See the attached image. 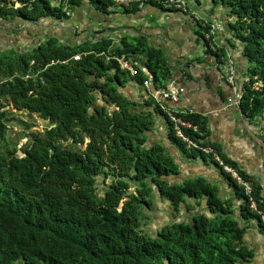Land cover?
<instances>
[{"label": "trees", "instance_id": "1", "mask_svg": "<svg viewBox=\"0 0 264 264\" xmlns=\"http://www.w3.org/2000/svg\"><path fill=\"white\" fill-rule=\"evenodd\" d=\"M164 1L153 5L165 9ZM81 2L0 0V42L7 39L2 33L8 23L65 22L67 10H76ZM216 2L236 18L230 27L250 64L240 108L255 119L264 113V0ZM90 3L103 14L117 4ZM201 26L197 34L209 47L205 34L212 26ZM28 33L35 41L29 46L0 48V264H252L255 251L247 245L241 223L255 221L264 234L262 216L250 208L253 198L264 211L259 181L207 140V123L196 113L185 119L198 130L186 134L203 147H213L251 184V195L212 155L188 148L176 137L162 106L178 110L151 96L138 104L121 92L133 80L166 90L171 69L163 50L151 47L143 36L125 37L118 46L105 38L65 45L55 37L39 39ZM217 52L210 47L204 51L205 57L220 59ZM78 54L81 58L75 61ZM122 57L136 74L121 68ZM13 105L29 111L22 113L26 120L4 111ZM36 113L52 127L34 130L29 114ZM157 115L168 122L170 137L187 158L210 159L229 177L241 202L238 216L217 187L198 178L180 181L178 165L165 147L148 144ZM15 121L22 126L21 136L29 138L24 149L7 141L9 124ZM18 151L25 156L18 157ZM155 197L167 203L165 210L180 212L185 206L189 219L163 220L160 215L153 220L152 234L145 226ZM205 199L207 210H197Z\"/></svg>", "mask_w": 264, "mask_h": 264}, {"label": "crops", "instance_id": "2", "mask_svg": "<svg viewBox=\"0 0 264 264\" xmlns=\"http://www.w3.org/2000/svg\"><path fill=\"white\" fill-rule=\"evenodd\" d=\"M54 1L59 5V0ZM186 3L189 8L186 13L154 5L139 8L116 4L103 14L90 0H82L76 10L65 8L70 15L65 22L47 19L37 25L23 23L21 28L40 35L39 39L55 37L65 45L97 42L105 38L113 39L114 46H118L125 37H145L151 47L163 50L170 66L171 77L165 83L166 89L170 86L180 93V101L172 108L193 110L205 120L207 140L240 171L259 181L264 198V113L250 119L237 104L249 80L250 64L244 56L243 43L230 27L236 18L230 17L228 9L216 0H186ZM73 14L79 19L78 24L74 23ZM49 23L52 28L44 30L43 25ZM201 25L215 28L220 59L205 57L204 40L197 34ZM228 63L233 65L235 72L233 84L228 81ZM171 83L172 86L169 85ZM161 90L157 91L151 81L139 85L133 80L121 92L131 101L142 104L150 96L159 100ZM148 136L149 145L162 144L171 155L181 173L180 181L205 180L217 187L220 198L230 201L232 208L237 210L236 215H239L241 202L236 200L229 177L210 159L187 158L180 145L170 137V125L163 117L157 115ZM199 209L207 210L206 199L198 206ZM241 226L246 227L244 239L247 245L255 251L252 264H264V234L258 224L243 220Z\"/></svg>", "mask_w": 264, "mask_h": 264}, {"label": "built area", "instance_id": "3", "mask_svg": "<svg viewBox=\"0 0 264 264\" xmlns=\"http://www.w3.org/2000/svg\"><path fill=\"white\" fill-rule=\"evenodd\" d=\"M115 2L118 5H121L124 7H131L134 4V5H137V7L139 8H143L149 5L161 3V0H115ZM162 5L163 7H165V9L176 10L182 13L188 12V9H189L187 6L186 0H167V1H164ZM214 35H215V28H212L210 32L205 34V37L209 42V47L213 49L215 52H217V46L215 44L216 38H214ZM209 47L206 45L204 49L207 50ZM80 58H81L80 54L74 56L75 61L80 60ZM119 63L122 69H128L132 71L133 74H136V70L133 68L132 63H130V61L126 60L124 57L119 59ZM227 66H229L230 68L228 81L233 84L234 79H235V72L233 71V67H231L233 65L228 63ZM169 85L172 86L173 83ZM160 99L165 104L169 103L172 107L173 104H177L180 101V93L177 90L173 91L169 86L168 89L161 90ZM240 99H241V96L239 97L237 101L238 105H240ZM162 109L164 110V112L167 113L171 123L173 124V129L178 139H180L183 143H185L188 148H197L207 155H212L214 161L218 164V166L221 167L225 173L230 174L233 177V179H235L237 183L243 186L246 192L249 195H251L252 193L251 184L243 180L242 177L236 171V169L227 165L222 160V158L218 155V153L213 147L211 146L203 147L199 143L193 141L186 134L185 131H188V130L197 131L198 130L197 126H195L194 124H192L191 122L185 119V116L192 115L195 113V111L189 110V111H183V112L181 111L175 112L173 109H170L169 107H166L165 105L162 106ZM260 202L262 203L263 200H261ZM250 208L254 212H257L258 214H260L264 222V211L259 209L258 202L253 198L251 199Z\"/></svg>", "mask_w": 264, "mask_h": 264}, {"label": "rangeland", "instance_id": "4", "mask_svg": "<svg viewBox=\"0 0 264 264\" xmlns=\"http://www.w3.org/2000/svg\"><path fill=\"white\" fill-rule=\"evenodd\" d=\"M50 1H51L52 5L57 4L53 0H50ZM72 19H73L75 24H78L79 19L75 18L74 14H73ZM75 21H77V22H75ZM10 24L11 23L6 24L9 26H7V28L4 30L5 33H2L7 37V39H3L2 42H0V48L6 49V48H13L14 47L15 49H17V48H25V47L29 46L32 42V39L28 36L29 30L27 31L26 28H24V29L21 28L23 23H21V22H20V24L15 23V25L14 24L10 25ZM42 28L44 30L45 29L49 30L52 28V26H50V23H49L47 25L46 24L43 25ZM14 29H17L16 31H19V30H21V31L19 34H14V32H15ZM11 109H13L11 106L8 107V110L11 111ZM11 112L15 113V111H11ZM19 116L20 117H18V119L20 118V119L26 120V118L22 116V113ZM30 122L35 125V127L33 128L34 130L38 129L39 127L42 126L40 119L36 118L35 116L31 117ZM22 132H24L22 129V126H20L18 122L15 121V122L10 123L9 128H8V135H7L8 143H10L11 146L16 145V147L18 149H20L23 146V144H25V142L27 140H29V138L21 136ZM22 157H24V156H22ZM100 182H101V180H100ZM130 191H132V192L135 191L134 185H132V188L130 189ZM165 203H166L165 201L159 200V198L155 197L153 204H152V209L147 211L148 215H149V220L147 221L145 229L149 230L152 234L154 233V226H155V223L153 220H156L157 217H159L160 215H162L163 220L166 219L167 217H174V218H178V219L184 217L183 218L184 220H188L190 217V213H189V211H187V208L185 206L182 207V210L180 212H174L172 209L169 212H167V210L164 209V207H166ZM197 208H198V206H197ZM196 212H198V211H196Z\"/></svg>", "mask_w": 264, "mask_h": 264}, {"label": "water", "instance_id": "5", "mask_svg": "<svg viewBox=\"0 0 264 264\" xmlns=\"http://www.w3.org/2000/svg\"><path fill=\"white\" fill-rule=\"evenodd\" d=\"M13 106H14V105H13ZM4 110H8V108H4ZM11 111H15V112H17V113H22V112H24V113H26V114L29 113L28 110L22 111V110H19V109H16V108L11 109ZM29 116H30V117L35 116L36 118L40 119V121H41V125H42V126L38 128L39 131H43L44 128H50V127H52L51 121H50V120H46V119L41 118V116H40L39 113H36V114H29ZM90 140H91V138L88 137V138H87V141L89 142ZM17 154H18V157H22V156H24V153L21 152V151H19Z\"/></svg>", "mask_w": 264, "mask_h": 264}, {"label": "flooded vegetation", "instance_id": "6", "mask_svg": "<svg viewBox=\"0 0 264 264\" xmlns=\"http://www.w3.org/2000/svg\"><path fill=\"white\" fill-rule=\"evenodd\" d=\"M12 108H15V107L13 106ZM16 109H18V108H16ZM15 113H17V112H15ZM17 114H18V113H17ZM25 114H26V113H25ZM27 141H28V140H27ZM27 141L25 142V144L27 143ZM25 144H23V146H22L20 149H24V148H25V147H24ZM18 152H19V151H18ZM18 152H17V153H18ZM23 153H24V156H25V152H24V151H23ZM17 155H18V154H17Z\"/></svg>", "mask_w": 264, "mask_h": 264}, {"label": "clouds", "instance_id": "7", "mask_svg": "<svg viewBox=\"0 0 264 264\" xmlns=\"http://www.w3.org/2000/svg\"><path fill=\"white\" fill-rule=\"evenodd\" d=\"M5 108H8V107H5ZM23 113V112H22ZM18 114H21V113H18Z\"/></svg>", "mask_w": 264, "mask_h": 264}]
</instances>
